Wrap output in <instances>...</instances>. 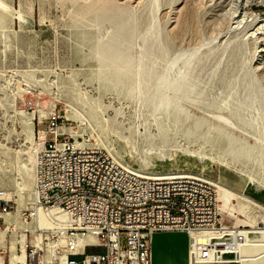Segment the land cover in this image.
Returning a JSON list of instances; mask_svg holds the SVG:
<instances>
[{"label": "rangeland", "instance_id": "rangeland-1", "mask_svg": "<svg viewBox=\"0 0 264 264\" xmlns=\"http://www.w3.org/2000/svg\"><path fill=\"white\" fill-rule=\"evenodd\" d=\"M0 3V188L12 193L11 213L3 216L4 223L0 221L5 264L14 261L13 254L20 253L21 244L34 239L25 230L37 227V220H23V214L33 206L34 185L31 173L25 172L20 162L27 160L30 140H42V127L52 109L66 120L59 131L83 137L119 164L154 175L201 173L214 181L218 191L223 187L233 193L229 207L221 205L220 220L225 224L254 229L264 220V188L256 184L264 185V154H257V145L264 149V142L256 135L259 125L264 130V63L256 67L264 62V0ZM128 28L131 36L127 38L122 33ZM148 39L158 48L149 56L154 67L162 66L174 54L194 53L195 49L190 70L194 99L181 100L189 118L184 121V114L178 115V131L173 129L172 118L148 108L138 109L132 101L136 65ZM118 47L125 49L122 61L116 56ZM253 78L262 90L255 99L246 97ZM19 110L31 115V124L18 120ZM155 117L160 118L158 122ZM196 120L202 127L193 134ZM166 124L170 131L164 137L141 135L146 129L156 134L158 127ZM208 125L220 126L223 131L212 129L209 133ZM225 133L251 145L250 156L227 154ZM19 194L22 199H17ZM240 210L247 212L245 217L238 215ZM36 235L43 250L46 242L51 251V231H37ZM166 251L177 260L174 250ZM250 251L246 253L261 248L252 246ZM46 255L48 259L50 254ZM192 262L196 263L194 256Z\"/></svg>", "mask_w": 264, "mask_h": 264}, {"label": "built area", "instance_id": "built-area-1", "mask_svg": "<svg viewBox=\"0 0 264 264\" xmlns=\"http://www.w3.org/2000/svg\"><path fill=\"white\" fill-rule=\"evenodd\" d=\"M65 123L55 109L45 118L36 152L35 199L23 220L34 218L38 208H57L68 219L50 230L51 251L46 242L37 252L31 239L21 244L25 258L18 264H59L60 257L65 264H151L152 235L174 231L195 234L193 254L204 264H241L237 250L255 230L220 220L213 180L197 172L141 173L83 137L59 131ZM11 203V193L0 188V221L11 213ZM256 229H264L263 219ZM89 235L96 242L83 240L79 246V236ZM0 257L5 264L2 251Z\"/></svg>", "mask_w": 264, "mask_h": 264}, {"label": "bare ground", "instance_id": "bare-ground-1", "mask_svg": "<svg viewBox=\"0 0 264 264\" xmlns=\"http://www.w3.org/2000/svg\"><path fill=\"white\" fill-rule=\"evenodd\" d=\"M127 18H130V16H128ZM122 34L123 36L127 35V38L128 36L130 37L131 36L130 29L128 28V30L123 32ZM150 40L148 39V44L146 45L144 52L141 54L139 62L136 65V72H135L136 80L132 85V91L135 93V95L132 97V101L138 109L148 108L152 110L154 114L158 113L159 115H163L166 119L172 118V123L174 127L173 129L178 131L180 129L178 115L183 113L185 119L184 121H186L189 118L188 112L187 111L184 112L185 109L181 104V100L193 101L194 99L190 95V93L193 91L195 87L194 85L195 83L191 80L190 77V70L192 69V63L195 56V49H194V53L179 52L178 54H174L162 66L154 67L152 63L149 62L150 60L149 56L151 54V50L156 49L157 51L158 48L155 45V43ZM125 41L126 40H124V42ZM121 44H123V42H121ZM117 51H118L116 54L117 59H121L122 61L123 56L125 54L124 53L125 49H121L120 47H118ZM263 63L264 62L258 63L256 67L259 68L260 66L263 65ZM112 66L116 67L115 63H113ZM253 80L254 81H252L249 85L250 86L249 94H247L246 97L247 98L253 97V99H255L262 94V90H261L260 82L254 78ZM235 110H237V108H235ZM17 118L23 124H28V125L31 124V119H32L31 115L25 113L22 110H19L17 112ZM219 118L227 124L228 123L232 124L229 122L228 118L224 116H219ZM159 119H160L159 117H155V120L157 122ZM235 125L236 127H240L237 123ZM257 125L259 124L257 123ZM201 127H202V123L196 120L194 122L193 134H198L199 129ZM260 128H261V132L259 131ZM212 129H216L217 132L223 131L222 127L220 126L208 125L207 132L211 133ZM157 130L158 131L156 132V134H151L146 129L144 132L141 133V135L143 138H147V137L158 138V137H164L167 131H170L168 124H166L164 128L158 127ZM257 131L259 132L256 134L258 140L264 142L263 127L259 125ZM224 135H226L228 139V144L226 148L227 154L233 157L246 156L248 158L250 156L252 151V148L250 147L251 145L247 146V144L242 139L235 138L230 134L225 133ZM41 144H42V140L36 141L31 139L25 151L27 160L20 162V167L25 172L31 173L33 185L35 181L36 152L39 150ZM145 150L146 148L142 149V151ZM257 154L260 157L264 154V149H262V145L260 144L257 145ZM115 159L117 158L115 157ZM116 161L119 160L117 159ZM155 174L162 175L165 173H155ZM258 183L259 181L256 183L257 187L261 186L264 188V185ZM222 188L221 189L219 188L220 190L218 191L220 197V213L222 206L226 209L229 207L230 197H232L233 195V193L230 194L225 190H223L224 188L223 189ZM22 198L23 196L19 194L17 199H22ZM246 213L247 212L240 210L238 212V215L240 217H245ZM35 219L37 220L38 224L37 227L30 230L31 234L34 235V239L33 240L31 239L30 243L33 248L40 249V244L38 242L39 235L37 236L36 232L43 230L44 231L46 230L47 232V230H52L59 223L67 222L68 218L66 214H64L57 208H52L50 210H44L42 208H38L35 215ZM253 228L254 229L252 228L251 229L255 230L256 234L247 235V237L240 244L239 249L237 250L236 260L241 264H249L250 261H255L254 264H264V229H256L255 227ZM259 233H261L262 235L258 236L257 234ZM193 236H195V234H183L176 232H168L163 234L152 235V244H153L152 264H204L199 259H197L193 254V250L191 247V239L193 238ZM83 240H88L91 243L96 242L93 235H89L85 238L79 236V246H81V242ZM252 246L261 248V251L254 254H247V253H251L250 249L252 248ZM246 247H249L248 250H246ZM166 249H172L175 251L177 255L176 261L171 259ZM193 256H194V261L196 263L192 262ZM12 258L14 259V261L22 262L25 258L24 247L21 248L19 254H13ZM260 259L263 260L262 263H260L259 261ZM14 261H12L11 264H15ZM247 261L249 262L247 263ZM0 264H2L1 257H0ZM59 264H65L64 258L60 257Z\"/></svg>", "mask_w": 264, "mask_h": 264}, {"label": "crops", "instance_id": "crops-1", "mask_svg": "<svg viewBox=\"0 0 264 264\" xmlns=\"http://www.w3.org/2000/svg\"><path fill=\"white\" fill-rule=\"evenodd\" d=\"M156 234H163V233H156ZM152 250H153V244H152ZM152 250H151V259H152Z\"/></svg>", "mask_w": 264, "mask_h": 264}]
</instances>
